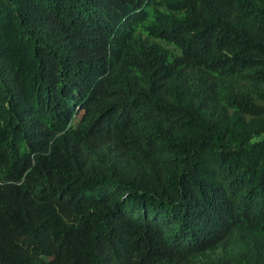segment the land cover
Listing matches in <instances>:
<instances>
[{"label": "trees", "instance_id": "obj_1", "mask_svg": "<svg viewBox=\"0 0 264 264\" xmlns=\"http://www.w3.org/2000/svg\"><path fill=\"white\" fill-rule=\"evenodd\" d=\"M0 264H264V0H0Z\"/></svg>", "mask_w": 264, "mask_h": 264}]
</instances>
